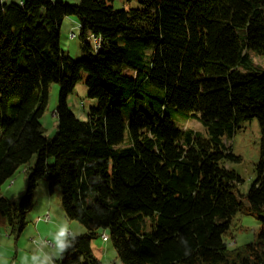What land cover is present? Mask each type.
Masks as SVG:
<instances>
[{"label":"trees","instance_id":"1","mask_svg":"<svg viewBox=\"0 0 264 264\" xmlns=\"http://www.w3.org/2000/svg\"><path fill=\"white\" fill-rule=\"evenodd\" d=\"M112 1L0 0V189L20 167L28 175L18 203L0 193L1 217L20 234L44 179L86 230L61 242L57 264H102L90 249L101 231L122 264H264V68L250 57H264V0ZM64 17L76 18L86 57L60 49ZM82 74L95 101L86 120L65 102ZM52 83L47 139L39 118ZM253 119L261 142L244 203L226 141ZM187 120L204 133L182 129ZM238 212L259 231L230 247Z\"/></svg>","mask_w":264,"mask_h":264},{"label":"rangeland","instance_id":"2","mask_svg":"<svg viewBox=\"0 0 264 264\" xmlns=\"http://www.w3.org/2000/svg\"><path fill=\"white\" fill-rule=\"evenodd\" d=\"M10 2L11 0H3ZM56 1V0H54ZM58 1V0H57ZM75 5L79 0H59ZM111 6L115 10L138 8L137 0H113ZM70 33L75 37L69 38ZM78 22L75 17H64L59 27V46L71 58L78 59L86 57L81 48V41L78 37ZM253 64L258 68H264V57L250 54ZM85 75L75 84L72 92L66 97L68 110L78 119L86 120V112L95 101L86 97V87L84 85ZM59 86L52 83L48 89V101L44 112L39 118V123L43 135L47 139H52L56 132L57 118L54 109L57 102ZM179 125V124H178ZM182 129L192 130L193 132L204 133L202 126L195 120H187L180 123ZM127 133H124L126 138ZM261 134L256 119L244 122L241 127L226 141L231 153L239 158L238 162H226L225 167L233 170L240 178L241 182L237 186L236 194L245 203V196L254 178V166L259 159ZM34 157L32 158V162ZM32 162L30 164H32ZM50 162V160H49ZM27 173L20 167L16 173L6 181L0 193L6 199L18 203L26 192ZM12 181V183H10ZM242 197H241V196ZM45 213L49 214L48 222H44L42 217ZM40 218L41 221H37ZM25 225L20 234L11 232L10 227L4 222L0 215V264H33V257L37 261L42 260L43 256L56 259L59 252L56 245L70 234L78 236L86 232L84 226L74 220H66L59 200V190L54 188L50 193L46 181L40 179L32 196V206L25 215ZM259 231V223L251 216L242 212L236 213L230 222L228 231L223 235V240L228 246H241L256 239ZM101 237L90 241V249L93 256L102 264H122L115 257V252L111 246L105 231ZM42 240H48L53 244L47 247L41 244Z\"/></svg>","mask_w":264,"mask_h":264},{"label":"clouds","instance_id":"3","mask_svg":"<svg viewBox=\"0 0 264 264\" xmlns=\"http://www.w3.org/2000/svg\"><path fill=\"white\" fill-rule=\"evenodd\" d=\"M69 245L65 244V245H60L57 244L56 245V249L59 253H62L66 247H68ZM33 264H37V257H33ZM39 264H51V257L49 256H45L43 260L39 261Z\"/></svg>","mask_w":264,"mask_h":264},{"label":"built area","instance_id":"4","mask_svg":"<svg viewBox=\"0 0 264 264\" xmlns=\"http://www.w3.org/2000/svg\"><path fill=\"white\" fill-rule=\"evenodd\" d=\"M74 37H75V35L73 33H70L69 38L70 39H73ZM93 44L96 45L97 44V40L93 39ZM42 219H43L44 222H48V220H49L48 213H45L43 215ZM40 220H41L40 218H37V221H40ZM42 243H45L49 247H52L53 246V244L51 242H49L48 240H42ZM10 264H18V263L12 262Z\"/></svg>","mask_w":264,"mask_h":264},{"label":"bare ground","instance_id":"5","mask_svg":"<svg viewBox=\"0 0 264 264\" xmlns=\"http://www.w3.org/2000/svg\"><path fill=\"white\" fill-rule=\"evenodd\" d=\"M10 183H12V181H10ZM101 239H102V241H106V238L104 236H101ZM40 243L43 245H46L45 243H42V241ZM46 246L49 247L48 245H46ZM51 264H57V263L53 260V261H51Z\"/></svg>","mask_w":264,"mask_h":264},{"label":"crops","instance_id":"6","mask_svg":"<svg viewBox=\"0 0 264 264\" xmlns=\"http://www.w3.org/2000/svg\"><path fill=\"white\" fill-rule=\"evenodd\" d=\"M11 1H14V2H17V3H21L23 0H11ZM53 1V0H52ZM49 215V214H48ZM50 218V217H49ZM41 221V220H40ZM39 222V221H38ZM70 235V234H69ZM68 235V236H69ZM45 255L43 256L42 260L44 259ZM53 261V259L51 260ZM37 264H39V261H37Z\"/></svg>","mask_w":264,"mask_h":264}]
</instances>
